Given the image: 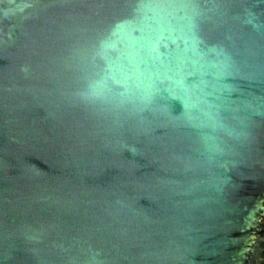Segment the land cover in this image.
I'll use <instances>...</instances> for the list:
<instances>
[{"label":"water","instance_id":"water-1","mask_svg":"<svg viewBox=\"0 0 264 264\" xmlns=\"http://www.w3.org/2000/svg\"><path fill=\"white\" fill-rule=\"evenodd\" d=\"M0 264H264V0H0Z\"/></svg>","mask_w":264,"mask_h":264}]
</instances>
